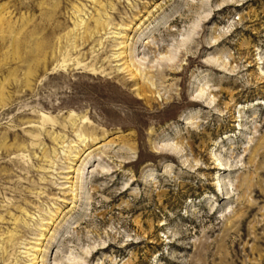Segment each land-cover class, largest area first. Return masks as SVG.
Returning a JSON list of instances; mask_svg holds the SVG:
<instances>
[{"label": "rangeland", "instance_id": "obj_1", "mask_svg": "<svg viewBox=\"0 0 264 264\" xmlns=\"http://www.w3.org/2000/svg\"><path fill=\"white\" fill-rule=\"evenodd\" d=\"M0 264H264V0H0Z\"/></svg>", "mask_w": 264, "mask_h": 264}, {"label": "bare ground", "instance_id": "obj_2", "mask_svg": "<svg viewBox=\"0 0 264 264\" xmlns=\"http://www.w3.org/2000/svg\"><path fill=\"white\" fill-rule=\"evenodd\" d=\"M146 100V99H145Z\"/></svg>", "mask_w": 264, "mask_h": 264}]
</instances>
